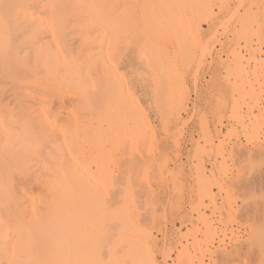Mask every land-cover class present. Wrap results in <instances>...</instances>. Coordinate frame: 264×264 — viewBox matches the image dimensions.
Wrapping results in <instances>:
<instances>
[{
  "label": "rangeland",
  "instance_id": "1",
  "mask_svg": "<svg viewBox=\"0 0 264 264\" xmlns=\"http://www.w3.org/2000/svg\"><path fill=\"white\" fill-rule=\"evenodd\" d=\"M41 1L44 3L46 0L45 1L40 0V2ZM62 1H61V4H62ZM72 1H70V2H72ZM108 1H110L111 3ZM112 1L113 0H100L98 2V0H97L96 4L97 5L99 4V6H97V7L99 8V12L102 10L101 11L102 14H104L106 16H108V15L110 16V14L113 13L112 18L109 16H108L109 18L108 17H106V18L108 20H111V21H112V19L115 18L114 21L115 20L116 21L115 22L112 21V23L114 22L116 27H118L120 25L118 23V21H120L119 19H121L123 21L122 24L124 26L123 28H121V30L124 29V32L121 30L116 31L118 28L116 29L115 25H113L109 21L111 23V25H113L114 27L111 28V25H110V28L108 26H106L109 28L107 30L108 35H105L106 32L104 34H102L103 33L102 28H106V27H102V26L100 27L101 29L100 28L98 29L99 26H97L95 28V31H94L95 33H92V32L89 33V37H91V38H89V37L88 38L93 39L95 37L96 32L101 31L100 32L101 34L98 32L97 33L98 35H96V36H98V42H96V44L98 43L97 45L95 43L91 45V44H88L87 42L86 43L80 42L81 38L79 40V37L80 36L82 37L83 34L85 35L88 32L85 28H83L84 31H80V29H78L79 28V22L81 20L80 21L78 20L79 22L77 21L78 22V27H77V22H76L77 18L76 17H78V16H76L77 14L74 12V10H76V8H75L76 6L73 4V6H74L73 8H75L74 10L73 9H67V8H65V9L67 11L70 10V13H67L68 15L72 14V12H73V14L75 13L74 16H76L75 17L76 19L74 18V20L72 21V17H73L72 16L73 14H72L70 17L71 18V20H70V18H68L69 16L67 17L66 13H65L66 16L61 15V17H59L61 19H63V18L65 19L67 17V19H68L67 21H70L71 26L69 25V27H68V25H67L66 27H68V28H65L64 26L67 23L69 24V22L65 23L66 22V19H65V22H63L65 25H63L61 23V21H63V20L58 19V20H61L59 22L62 24L63 27L61 26L62 28L60 30H63L62 33L65 34V35L63 34L65 37L62 35H59L60 40L59 39L57 40V41H61L59 43L62 47L59 45V48L61 47L60 49H62V52H63V48H64V50H67L66 52L64 51L66 56H67V52H69L68 50L70 48H72V49H70V51H71L70 54L72 56H70V54H68L67 58L74 56L72 59H75V55H77L76 59L79 56L83 57V58H80V60H79L80 63H82L83 67L86 66L87 63L89 64L90 62H92L90 64V65H92L90 73H86L87 70L85 71V69H87L88 67L83 68L80 64V66L83 69L81 67H79L77 69V70H79V74H78L79 76L82 75V72H83V71H81V74H80V69L84 70L83 73L84 74L86 73L85 75L90 74V76L88 75L90 78L92 77V73H93L94 79H95V77L98 78V80L95 79V81H99L98 83L100 84L102 77H100L101 80H99L100 79L99 76H104V75H102V73L98 74L97 66H100V64L99 65H97V64L99 63V61H101L102 65L106 62L108 66H114V67H109V68H111V71H109L110 69L107 70L108 66L106 65V63L104 64L103 67H102V65L100 66L102 69L104 67H107V68H104L105 71L103 69L102 72H108V73L110 72L111 73V72L115 71L112 68H116L117 71H115V72L119 73V78L114 77V76H116L117 73H112V75H113L112 79L114 80L115 83L112 82V83H114L112 85V84H109L110 81H108L109 82V83H107V84H109L108 86L117 85V83L119 82V79H122L120 77H124V81H122V82L127 81L125 84L127 86H125V88H121L122 89L121 90L118 86L119 84L120 85L122 84L121 80H120L117 87L115 86L114 88L113 87L108 88L109 94H107L106 97H103V94H105V93H101L102 94L101 95V97H102L101 101L103 102L104 100H102V99L105 98L106 102H108V101L112 102V103L110 102L111 105L113 103L119 105V103H120L121 107H123L122 109H124L125 111L122 109L120 110V108L118 106L119 111L116 110L115 113L119 114L120 112H122V115L119 114L121 116H113V117H116V119L118 118L119 120H121V118H123L122 116L124 115L123 112L126 113L127 111H129V112H131L132 115H130L127 112L125 117L123 118L124 119L123 121L129 120L128 125H133V122H136L135 120L138 121L139 120L138 118L141 119L142 117H144L143 120H146V121L148 120L147 122L145 121L146 125H149V127H152L155 130V131L151 130V132H150V129H152V128H148V126H147V130L145 129L144 131H146L147 133L149 132V134L152 133V131H154L156 133V134H154V136H152V134L154 132L151 134V136L149 134H146V135H149V137H145L144 136L145 134H143V138H142V136L140 138L138 136V139H141V138L142 139L138 140V141L136 140L138 142L137 148L140 146L139 141H141L142 143L145 142V144H141V146H142V147L140 146L141 148L135 149L134 147L136 146V144H134L135 141H134V138L132 135L135 136V134L137 135L138 132L137 133L133 132L135 134H131V137H132L131 140L132 141L130 142V139H129L130 133L128 134L129 137H127L126 134H123V135L121 134V131H119L120 129L117 130L118 127L121 128V130H123L122 129L123 127H120V126L122 124L124 125L125 122L121 121L122 123H119V121L117 120V122L119 124H121L118 126V123L114 122L115 118L113 120L109 121L108 118H112V115H110V113L107 112V110L109 108L108 109L105 108L104 111H106L107 114H104L105 113L104 112L102 115V118L104 115H107L106 119H105L107 121V123H104L101 121L102 125L104 124L103 125L104 127L100 126V128L103 127V128H101V129H103L102 131L106 132L108 129L107 128V125H108L109 133H108V131L106 133L105 132L100 133L101 129L99 130V127H98L99 121L96 122L94 119L101 118L98 116V115H100V113H102V112H99V110L100 109L102 110V108H104V106H106V107L108 106V105H106V102L101 103L100 97H99L100 94L98 96L99 97L98 100L100 101V102L98 101V104H101V105H98L100 107V108H98L99 114H97V112L92 113L93 115L96 114V115H94V116H96V118L93 116V118H94L93 119L92 115L88 113V116H90L92 118L93 123L89 117H86V118H89V120L92 123L90 126L93 127V124H94L93 129L98 130V134L100 133V135H101L100 136L101 141L98 140V142H100L101 144H95V142L93 143L94 137H93V139L89 138V140H91V141L93 140L92 143L94 144V147L96 148L95 150L93 149V144L90 141L88 142V138L83 139L86 142L80 141V144L81 143H83V144L87 143V146H88V144L91 143L92 150L90 147H88V150H86L87 149V148H85V147H87L86 145H85V147L84 146L82 147L84 151L85 150L87 151V155L85 154L86 152H84V155H85L84 159H85V161L87 160L90 162L91 157H93L94 154L98 155V158H95V159H98V162L100 163L98 165L101 166V168H100V166H98V171H99V173H103L102 175L106 178V179L104 178L106 181L105 184L107 183V185L105 186L106 189L103 186V184H101L102 186L100 184L98 185V186H100V196H101V192L102 193L105 192V195L107 194L106 196L102 194L103 196H101L102 197L101 201H103L104 199L106 201H103V202L98 201L99 206L104 205V204H107V206H108V204L109 205L110 204L115 205V202L119 203V205L116 203L118 206L115 205V209L117 211L114 209L115 215H116V213L118 215H116V216L114 215L113 217H114V219H115V217H118L119 219L121 218V220L115 219V221H114L113 218H109V220L111 221L109 228H111L112 227L111 225L117 221V223L115 224L116 228H115V225H113V229L112 228H111L112 230L110 229L111 232L115 233V232H117V230L120 231L118 228H121L122 226H124V225H122L123 222H125V224L126 223L129 224L127 226V228L129 226H132V228H134V229L137 226L141 228L143 225V227L140 230L142 231V229L145 228L146 231L150 232L149 234H151V235H150V237L148 235V237H149L148 239L146 238L148 232L147 233L145 232L146 234L143 232L144 235H142V232H140L141 234H138L139 230H137V228L135 229V230H137L136 231L137 234L134 233L135 232L134 229H132L134 232L131 229L130 230L132 231V234L134 233L133 235L136 236V238H139V239L141 238L140 241L138 240L139 243L142 242V244L145 245L144 243L148 242L147 243L148 245L146 244L145 247L150 246V248L151 247L153 248L154 254L156 253L155 255H156V259H157L158 264H259L260 262H263L262 260H264V248H263V250L260 251V249H262V247H260L261 245H258L257 241H258L259 237L257 238V236L262 231H264V225H263V223H264L263 222L264 221V219H263L264 218V0H196V1L194 0L193 4L190 3V0H182V1H185V3H186V5H184L185 3L183 2V5L185 6L184 8H182L183 5L180 2L181 0H178L177 2H180V3L179 4L177 3V4L181 5V6H178V8L179 7H181L182 9L186 8L187 11L185 10V13L187 14V17L189 16L187 18L188 21H187L186 17L182 16V22L184 24H186L188 22L187 25H183V26H181L182 22H181V24L179 22L180 18H181L180 15H182V14H180L182 12H179V11H183V10H181V8H179L180 10L177 12V14H178L177 15L176 10L174 8H172L176 2L171 3L172 6L167 5V4L164 6L162 4V6H161V3L164 2V0H161V1L160 0H157V1L151 0L149 2V6L145 8V7H143V5L144 6L148 5L147 0H131V1L130 0H128V1L122 0V2H121V0H114L113 2ZM169 1H171V0H168V2ZM42 2L39 5H41ZM67 2H69V1H67ZM70 2H69V4L72 5ZM84 2H85V0H84ZM93 2L95 3V1H93ZM124 2L129 3L128 4L129 7ZM151 2H152V4H151ZM153 2H155V4ZM56 3H57V1H56ZM65 3L66 2H64V4ZM87 3L88 4L90 3V5L92 4V6L94 4V3H91V1L90 2L87 1ZM45 4L47 5V3H45ZM64 4H62V5H64ZM109 4H110V7L107 9V6ZM177 4L175 5V7H177ZM206 4H209L208 6L213 10V11L211 10V12H210L212 14H210L208 12H204L205 10L203 11V9L201 8V6L206 5ZM46 5L44 6V8L46 7ZM62 5H61V7L57 6V8L62 9L63 7H65V6L62 7ZM66 5L68 6V3ZM112 5L115 6V8H114L115 11L113 10L114 6H112ZM122 5H123L124 9L122 7H120ZM152 5H154V6L156 5V6L153 8ZM47 6H49V4ZM126 6H127V8H126ZM189 6H190V8L196 6V8L194 7L196 9V11L192 12L194 8L192 10H190ZM162 7L166 8V9H169V7H171L170 9H172L174 11V13L176 14L173 16H175V18L177 16L178 19L176 18V20H173L172 18H174V17L166 15L167 14L166 10L163 9L164 10L163 11L162 9H159ZM38 8L41 11L42 8L40 6H38ZM44 8H43V10H45ZM57 8L56 9L54 8V9L57 11L58 10ZM89 8H93V7H89ZM94 8L89 10V11L92 12L94 10ZM121 8H122V10H121ZM141 8H144L145 10L143 11V10H141ZM96 9L97 8H95V10ZM153 9L155 11H157L158 14ZM188 9H189L190 13L188 12ZM71 10H73V11H71ZM95 10H94V12H95ZM112 10L115 13L111 12ZM40 11H38L39 14L41 13ZM58 11L61 12V10H58ZM119 11L123 14L122 15L119 14ZM150 11L152 12L151 14H150ZM161 11L166 12V14L164 13L165 16L162 15L163 12L160 13ZM45 12L48 14V12H50V7H48V9L46 7ZM63 13H64V10H63ZM63 13H60V14H63ZM141 13H142V15H141ZM183 13H184V11H183ZM43 14H44V12H42V16L44 18ZM54 14H59V13H54ZM143 14L144 15L146 14L145 16L147 18L149 16L150 17L147 19ZM186 14H184V16H186ZM206 14L208 16H206ZM40 15L38 17H40ZM49 15H51V14H48L47 16H49ZM56 16H58V15H56ZM63 16H65V17H63ZM210 16L212 18H210ZM117 17L118 18L120 17V18L117 19ZM158 17H159V22H154V20L158 21ZM152 18H154V19H152ZM183 18H184V20H183ZM39 19H41V18H39ZM50 19H51V16H50ZM81 19H84V18H81ZM144 19H145V21H144ZM149 19H151L150 25L148 22ZM161 19H163L164 22ZM190 19L194 20V21H189ZM45 20H46V18H45ZM40 21L42 22V20H40ZM74 21L76 22L75 25H74ZM160 21L162 23L161 25H160ZM170 21H171L170 25L173 27H176L177 32L179 31L180 34H181L180 30H184V29H181L182 27H187V29H188L187 32H189V33L186 32L187 34H191L192 36L194 34L193 37L189 35L190 37H192L191 40H189L190 38L187 36L188 43H186V41H185L186 45L188 44L187 46L185 45L184 42H181V43L179 42V41H181V39H180L178 33H177V35L174 33L175 28L172 27L173 28V31H172L170 26L168 27V22H170ZM175 21L177 23L172 24ZM189 22H190V24H193L191 27V31L188 28L190 26ZM40 23L38 21V27L39 28L41 26ZM98 23H99V21H98ZM101 23H102V21L100 22V24ZM107 23L103 22V24H107ZM197 23H199V27H198ZM39 24H40V26H39ZM43 24H44V22H43ZM72 24L74 26H76L78 29L77 30L75 27V30H77L78 32L80 31L79 34H78V32H76L74 30ZM80 24H82V22ZM145 24H148L149 26H146V27H149V28L146 29V27L144 26ZM107 25H109V24H107ZM153 26H155V27L157 26L158 28L156 27L157 28L156 29ZM180 26H181V28H180ZM196 26L198 27V29ZM43 27H45V25L42 26V28H40V29L42 30ZM82 27H83V24H82ZM150 27H151V30H150ZM193 27H195V28H193ZM45 28H44V30H46ZM47 28H48V25H47ZM63 28L65 30L67 29L66 30L67 34ZM71 28H73V30ZM199 28H200V30H199ZM97 29H98V31H96ZM196 29H197V31H196ZM69 30H71V31H69ZM38 31H39V29H38ZM68 31H69V33H68ZM148 31H150V32H148ZM159 31H161V32H159ZM192 31H193V34H192ZM43 32L44 31L42 30V33ZM46 32L47 31H45V34L44 33L42 34L40 31L39 32L40 34H38V36L41 34L42 35L40 37H38V40L40 38V41L42 40V43H44L42 45H46L44 47L45 48L47 47L49 49V47L51 46L50 45L51 43H48V42H50V41L53 42V39H55L56 35L53 38V36H52L54 33L53 30H51L50 32H47L49 34H51L53 32L52 35H49ZM74 32H75V34H71ZM85 32H87V33H85ZM112 32H114L113 36H112ZM117 32H118V34H117ZM68 34H69V36H68ZM99 34L102 36H100ZM110 34L112 36V38L110 37L112 40H107L108 44H109L108 45V44H106V42H107L106 39ZM183 34H181V35H183ZM47 35L49 37H47ZM84 35H83V37H84ZM104 35L106 36V39L102 38L103 40H101V37H104ZM43 36L45 37V40H43L44 39ZM87 36H88V34H87ZM87 36H86V38H87ZM184 36H183V38H186ZM41 37H43V39ZM51 38H53V39L51 40ZM70 38L73 41L72 40L70 41ZM76 38H77V41H76ZM61 39H64V40H61ZM150 39H152V40H150ZM68 40H69V42H68ZM45 41H47V43H45ZM178 42L180 44H178ZM39 43H41V42H39ZM71 43H73V44H71ZM55 44H57V43L56 42L53 43V47L55 46ZM69 44H71L70 47H69ZM83 44L84 45L87 44L86 45L87 47L83 46ZM48 45H49V47H48ZM94 45H95V47H94L95 49H93ZM116 45L118 46V48L116 47ZM41 46L37 47V51L38 52L40 51V53H38V56H37V58H39V59H37V60H38V62L40 59L44 60L46 67L49 68V71H46V72L48 73L51 71V75H50V73L46 74L48 77L50 76V78H48V81L51 79L52 75L55 76V78L57 80H55V82H52V81H54L52 79H55L52 77V79H51L52 81L50 80L51 82L50 81L46 82L47 76L44 75V76H46V79H45L44 77H42L43 74H38V78L40 77L39 75H42L39 78V80H41L42 82L40 81V83H38L37 91H38V94H39V92L42 93V95L39 94L42 97L40 98V96L37 95V98H38L37 104H36L37 118L39 119V122H42L43 126H44V124L47 126V127L46 126L44 127V129L46 128L44 131H46L47 128L49 127L48 130L50 129V132H51L53 130V126L56 127L59 125H61V126H59V127H61L60 129H62L63 128L62 124H64V128L67 129V133L69 132V130L71 133H74L73 127H76V126L74 124V120H72L73 116H71V115H73V111L70 108H73L72 103L75 105L77 104V101L79 100L78 96L77 95H75V97L73 96L75 94V92H74L75 89L70 88L71 86L69 85L68 87L70 89H73L72 91L74 93H73V95L70 94L69 92H72V91L69 88H68V91L66 90L67 94L69 93L68 101H66L68 103H66V102L61 103L56 97L54 99V96H55L54 91L57 92L58 89H60L61 87L63 88V86H64L63 82H65V81L60 80V83H62L61 85H59V83H57L58 79L60 78V76H62L63 72L60 71L61 75L60 74L56 75L57 73L55 74L52 72L53 68H55V67L51 68L50 65H47L46 59H48V58L44 59L46 56L48 57L49 52H46L48 49L43 50L44 52H46L45 54H47V55L44 56V58L42 59L41 53L43 51L40 50V49H42ZM57 46H58V44H57ZM66 47H67V49H66ZM88 47H91V49ZM57 48L54 47L53 49H55V51H57L56 50ZM87 48L90 51H88ZM106 48H108V49H106ZM51 49H52V47H51ZM96 49L98 50V52H95ZM253 50H254V52H253ZM51 51H52L51 53L55 52V51L53 52V50H51ZM73 51H74V53H73ZM149 51H151V52H149ZM58 52H59V50H58ZM58 52H55V54L57 53L56 55H59L60 53H58ZM62 52H61V54H62ZM64 52H63V56H64ZM79 52L81 53V55H79ZM93 52H94V54H92ZM106 52H108V54H109L108 56L111 58V61H109V62H112V60H113L115 62V63L113 62V64H115V65H113L112 63H108V61H106V57H105L107 55ZM83 53H84V55H83ZM101 53L103 55H100ZM116 53L118 56L116 55ZM87 54H88V56H87ZM91 54H92V56H95V55L96 56L91 57ZM43 55H44V53L42 54V56ZM89 55H90V57H89ZM50 56L52 57V58L49 57L52 60V62L55 61L59 67H63L64 65H66V62L65 61L62 62L63 61L62 59L58 58L59 61H57V59L53 60L54 57L52 56V54ZM158 56H160V57H158ZM252 56H256V57L253 58ZM61 58H63V57H61ZM110 58H108V59H110ZM50 59H48V61ZM69 59H71V58H68V60ZM84 59H86L87 62ZM91 59H93V60L88 62ZM158 59H159V61L162 60V61H160V64L157 63ZM239 59L240 60L242 59L243 61H240ZM254 59H255V61H254ZM68 60H67V62H68ZM247 60H249V61H247ZM60 61H61V64L59 63ZM126 61H130V62L134 63V65H137V66L141 67L142 69H146L151 74V77H150V74L146 75V76H147V78L149 77L152 79V81H153L152 85L150 87H147V89L143 88V87L140 88V90L146 89V91H144V93H137L136 89L130 84V80L128 79L126 74L122 71L124 62H126ZM239 61L241 63L243 62L242 63L244 65L243 67L246 68L247 72L244 70L243 71L248 75H243L242 74L243 71H240L243 68L240 69L241 64H239ZM44 62H42L43 67L45 66ZM102 62H104V63H102ZM158 64H159V66H161V65L163 66V70H165V68H166V69H170L169 71L172 70V68H170V67L176 66V69L173 70V73L175 71H178V73H179V74H177V76H174L173 74H171L172 72H170L171 78H169L170 76L166 78V80L169 79L168 82L165 81V78H164L165 82L163 83V85L167 82L168 88H166V86H165L166 84L163 86L164 87L163 89H161L162 86L159 87L160 92L162 90L161 93L163 96L161 95V93L160 94L158 93V91H159L158 85H160L159 84L160 78H163V77H158V74H160L159 71H156L159 69ZM36 65H38V64H36ZM152 65H154V66H152ZM54 66H55V64H54ZM58 66L55 68L56 70L59 68ZM236 66H238L237 70L235 69ZM37 67L39 68V66H37ZM46 67H44V68H46ZM156 67H158V69ZM48 68L46 70H48ZM95 68H96V71H94ZM254 69H255V71L257 70L256 73L259 77V78H257L258 81H260L259 83H257L258 82L257 79H254L255 77H257V76H255L256 73L253 71ZM234 70L235 71L239 70V74H238V72L235 73ZM39 71L41 73L44 71V70H42L41 65H40ZM65 72H64V74H66ZM44 73H45V71H44ZM95 73L97 75H94ZM176 73L177 72H175L174 74H176ZM234 73L236 74L237 77L234 75ZM139 74H142V72H139ZM71 75H73V73ZM163 75H165V74H163ZM88 76H86V77L89 80ZM172 76H174V77H172ZM207 76H209V80L206 79ZM62 77L66 78V75L62 76ZM83 77H85V76H83ZM175 77H177V78H175ZM71 78H73V77H71ZM104 78H107V76ZM109 79L111 80V78H109ZM117 79H118V81H117ZM155 79L157 82L155 81ZM247 80L250 81L249 83L251 84V88H253L252 91H251V88H249L250 85H249ZM44 81H45V83H44ZM84 81H85L84 86H85V90H86V86H88V81L85 79H84ZM89 81H92V80H89ZM177 81H178V83H177ZM70 82H72V79L69 78V82L67 79V81L65 83L70 84ZM94 82H91L92 85L94 84ZM169 82H171V84ZM46 83H48V85H47V87H44L46 85ZM55 83L58 85H56ZM96 83H95V85L97 87H100V86L102 87L103 85L106 84V83L104 84L103 82H101L100 86H98L99 84L98 83L96 84ZM102 83H103V85H102ZM172 83H174L175 86ZM41 84H43V85H41ZM51 84H52V86H51ZM161 84H162V82H161ZM171 85H172V88H171ZM57 86L58 87L61 86V87L58 88ZM105 86H103V87H105ZM50 87L51 88L54 87V89L52 88V90H53L52 92H54V94L53 93L51 94V88ZM97 87H96V89H97ZM45 88H47V89L49 88L50 91H49V89L47 90ZM117 88H119L122 91V93L119 94V97L121 96V98L114 100L113 97H115V95H111L112 97L110 98V94H111V92L114 91V89H117ZM119 89H117L118 93L121 92V91H119ZM124 90H126V92ZM156 90H158L157 94H156ZM46 91L48 94H45V95H48L49 96L48 98L44 95V93ZM170 91H172V92H170ZM85 92L87 94V91H85ZM127 92L130 94H128ZM98 93H99V91H98ZM118 93H116V94H118ZM145 94H146L147 98H149V99L155 97L154 98L155 100L152 99V100H154L155 104L153 103L150 106L152 111L151 112L147 111V113H146V108L143 107V105L141 103V99ZM43 95L45 96L46 100L48 99L47 102L48 101H50V103L53 102V105L50 106L51 107L50 109H47L46 104H44L45 107H44V105L42 107L40 106L41 109H43V107H44V109L46 108L47 110H49V111L45 110V112H44L45 116L42 115L44 109H43V111H41V109L39 110V105H42L40 103H42L43 102L42 100L45 99ZM50 95H52L53 98H51ZM164 95H166V96H164ZM158 96H159V98H158L159 100L156 98ZM135 97L138 100L137 103L135 102L136 100L134 101V99H136ZM160 97L164 98V99L162 98V100H165L163 103H166V104L159 103L161 100ZM170 97L172 98V100ZM204 98H205V100H203ZM56 99H57V101H56ZM239 99H240V101H239ZM51 100H53V101H51ZM54 100H55V102H57V104L54 103ZM120 100H122V101H120ZM130 100H132L137 105L139 103L142 108L137 109L136 105L135 106L133 105L134 107L133 106L130 107L129 102H132ZM156 100H157V102H156ZM167 100H168V102H167ZM180 100H182V102H180ZM39 101H42V102L38 103ZM117 102H119V103H117ZM170 102H171V104H170ZM179 102H180V105H182V107L179 106ZM70 103H71V105L69 107ZM110 103H108V104L110 105ZM157 103H158V106H157ZM115 104H113V106L115 108H117L115 106ZM160 104L165 106L166 111L164 110V112H162V110L164 108ZM48 105H50V104H48ZM75 105H74V108L76 107ZM140 105H138V106H140ZM58 106L62 110L58 109L59 108ZM160 106H162V107H160ZM169 106H170V109H169ZM233 106L237 107L238 109H236L234 111ZM63 107L66 110L68 109L67 112L68 111L69 112L68 113L65 112V110H63ZM108 107H110V106H108ZM114 107H112L111 109H115ZM240 107H242V108L240 109ZM126 108H127V110H126ZM144 108H145V111H144ZM160 108H162V109H160ZM55 109L58 111H56ZM135 109L137 112V115L135 113V115L137 116L136 117L137 119L135 118V116L131 117V116H133L134 113H132V112L133 111L135 112ZM179 109H180V112L177 111ZM75 110H76V108H75ZM81 110L82 109H79V115L81 114ZM140 110H141V112L143 111L147 114L148 119H146V117L143 113L142 114L144 116L142 114H140ZM167 110H169V111H167ZM50 111H51V114H50ZM70 111H72V112H70ZM82 111L84 113L85 112L87 113V111H84V110H82ZM237 111H238V113H240V114H238L240 116V120L242 121V123L246 127L241 123L240 120L237 121V119L239 117L237 119H236V116H234L235 118L233 117V113L235 112V114H236ZM64 112L67 113L68 115L65 114ZM77 112H78V110H77ZM77 112L76 113L74 112L75 117H77L76 115H78ZM112 113H113V111H112ZM115 113H114V115H115ZM150 113H151V115H150ZM171 113H172V115H171ZM178 113L181 115H179ZM59 114H61V115H59ZM46 115H49L48 118L52 117V118H55V120H57V121L54 120L55 121L54 125L50 124L51 123L50 121H52V120H49L48 118H46L47 117ZM84 115H83V117H84ZM80 116H79V118H81ZM161 116H162V119H161ZM149 117H150V120H149ZM44 118H46V121H43ZM130 118H131V120H133L132 118H134V121H132V123L130 121ZM243 119H244V122H243ZM81 120H83V119H81ZM85 120L87 121V119H85ZM143 120H141V121H143ZM61 121H63L62 124H61ZM94 121H95V123H94ZM141 121H139V122H141ZM149 121L151 122V126H150ZM110 122H111V124H110ZM145 122H141L139 124L141 125L144 123V125H145ZM70 123L72 125H74L72 127L73 129H71V126L69 127V125H71ZM87 123H89V121H87L86 124ZM97 123H98V125H97ZM42 124L40 123L41 126H42ZM112 124H114V125L116 124V126H117L116 130L118 133H116L115 127L114 128L110 127V125H112ZM40 125H38V126H40ZM114 125H112V126H114ZM126 125L127 124H125L124 126L127 129L129 126L127 127ZM38 126H37V128H38ZM41 126H40V128H41ZM87 126H89V124ZM95 127H97V128H95ZM140 127H138V128H140ZM58 128H55L54 130H57ZM104 128H106V130ZM129 128H132V127H129ZM110 129H112V130H110ZM126 129H125V132H123V133H126V131L130 130V129L129 130L128 129L126 130ZM38 130L39 129H37V131ZM54 130H53L54 133L51 134L53 137L56 136L55 133L57 134V132ZM42 131H43V128H42ZM42 131L40 129V131H38V132L41 136H45V134L43 135L41 133ZM110 131H111V133H110ZM112 131L117 134V136H118L117 139H115L116 137H114L115 135L112 133ZM48 132L49 131H47L46 133H48ZM43 133H45V132H43ZM77 133H76L75 137H77V139H78L82 135L79 136V134H77ZM49 134H48L47 139L53 138L51 135H50L51 137H49ZM111 134H112V136H111ZM109 135H110V140H109ZM46 136H47V134H46ZM57 136H56V138L59 137V136L58 137ZM119 136H120V140H119ZM124 136H126L127 139ZM100 137H98V138H100ZM153 137H154V139H152ZM56 138H54V139L57 141V143L54 142L53 144L56 145L60 142L59 143L60 145H58V146L59 147L64 146L63 140L61 142L60 139L58 141ZM82 138L83 137H81V140H82ZM148 138L149 139L151 138V139L149 140ZM50 139L48 142H49V144H51L50 146L52 147L53 145H52V142L50 143ZM129 142L132 143L133 145H131ZM83 144H81V145H83ZM91 145H89V146H91ZM96 145L98 146V148ZM130 145L133 147L131 148ZM63 148H60V149H63ZM89 148L91 150V153L93 154V156H91V157L88 155L90 152ZM93 150L97 151V152L93 153L92 152ZM54 151H56V150H54ZM54 151H53L54 157H56V156L59 157V154L55 153ZM60 152H62V150ZM99 152H100V154H97ZM63 153L65 154L67 152L63 151ZM91 153H90V155H92ZM66 155L68 156V154H65V156L64 155L63 156L67 157ZM61 156L62 155H60V157ZM58 157H56V158H58ZM88 157H90V158H88ZM94 157L92 158V160L94 159ZM106 157H107V159H106ZM56 158H55V160H56ZM81 158L82 157H80L78 159L82 161ZM61 159H64V158H61ZM65 159H64L65 161L64 160L63 161L68 166L72 163L71 161H73V159L69 160L68 157ZM95 159H94V162L96 161ZM130 160H131V163H130ZM87 161H86V163H87ZM105 162L108 163L109 165L106 164ZM101 164H103L104 166L107 165L106 167H108L110 173L108 172L107 168H105ZM100 170H102L103 172H101ZM99 173H98V175H100ZM107 174H108V176H107ZM103 176L102 177L100 176L101 180H102ZM202 178L204 181L202 180ZM107 181L109 182V184L111 186L108 185ZM102 182L104 183V181H102ZM101 187H103V188H101ZM107 187L108 188L110 187L109 190ZM203 187L204 188L207 187L206 191L209 188H211V189H209V191L206 192L203 189ZM210 190L214 193V195L213 196L208 195L207 197H205L204 191L206 193H209ZM126 192H128V193L126 194ZM212 192H211V194H212ZM98 196H99V193H98ZM132 196H133V198H132ZM130 198H131V200L133 199L134 202L131 201ZM112 199L114 201V202L111 201L112 203L107 201V200H112ZM98 200H100V199H98ZM128 200H130L131 202H129ZM202 200H204V201H202ZM122 201L127 202L125 205L128 204L129 207H127L128 206L127 205V206H122V208H121L120 204L122 203ZM141 201H142V203H141ZM131 203L132 204L134 203L133 206ZM137 204H138V206H137ZM121 205H123V204H121ZM134 205H136L137 207L135 208ZM125 207H126V209L130 208L131 210L130 209L126 210ZM144 207H146V208H144ZM104 208H105V206H104ZM107 208H105V209H107ZM105 209H103V210H105ZM125 210L127 212L129 210V212H128L129 214ZM122 218H124V219H122ZM129 218L131 219L132 223L135 224L134 226H133V224L129 223V222H131ZM109 220H106L107 222L104 220L105 222L103 223L102 228H105L104 224L106 225ZM112 220H113V223H112ZM118 220L120 221V223ZM110 221H109V223H110ZM120 225H121V227H120ZM105 229H102V232H104V233L106 232V234L109 233V230L107 229L108 230V232H107ZM114 229H116V230L114 231ZM106 234H103V235H105L104 238H106ZM100 235H102V233ZM139 235H141V236H139ZM100 238H101L100 240L103 239V237H100ZM252 239H253V241H252ZM103 240L100 241V243H99V245L100 244L103 245V246H99L100 248L102 247V249L105 247L104 244H106V241H103ZM139 245H141V244H139ZM254 248H256L257 250ZM146 249H148V248H146ZM105 250H107L106 247H105L104 251ZM262 253H263V257H261ZM223 257L225 260L223 259ZM226 258L229 261L226 260ZM260 264H264V262L260 263Z\"/></svg>",
  "mask_w": 264,
  "mask_h": 264
},
{
  "label": "bare ground",
  "instance_id": "2",
  "mask_svg": "<svg viewBox=\"0 0 264 264\" xmlns=\"http://www.w3.org/2000/svg\"><path fill=\"white\" fill-rule=\"evenodd\" d=\"M43 1H45V0H43ZM56 1H57V3H56ZM62 1V0H61ZM61 1L60 0H46L44 3L42 2V6L41 5H39L41 2H40V0L38 1V0H0V264H158L157 263V259H156V253L154 254V252H153V248L151 247L150 248V246H146L145 247V245L148 243H144L145 245H143L142 244V242H140L139 243V241H140V239L139 238H136V236H134L133 234L134 233H136V231L137 230H139V232H138V234H141L140 232H142V235H144L143 234V232L145 233H147L148 231H146V229L145 228H143L142 229V231L140 230L142 227H143V225H142V227L140 228V227H135V229L137 228V230H135L134 228H132V226H129L128 228H127V226L129 225V224H125V222H123V224L122 225H124V226H122L121 227V225H120V227L121 228H118L120 231H118L117 230V232H111V230L113 229V225H115L116 223H117V221L115 222V223H113V220L115 221V219H119L118 217H115V219H114V215H115V205H119V203H117V202H115V205L114 204H108V206H107V204H104V205H100L99 206V203H98V201L99 202H103V201H106L105 199L103 200V201H101L102 200V197L101 196H103V195H105V192H101V196H100V186H98L99 184L101 185V184H103V186L105 187L106 185H107V183L105 184V177L102 175L103 173H99V171H98V166H100V165H98V164H100L99 162H98V159H95V158H98V155H96V154H94V156H93V154L91 153V150H92V145H91V143H92V141L91 140H89V138H92L93 139V137H94V141H93V143L95 142V144H101L100 142H98V140L99 141H101V135H100V133L101 132H103L102 130L103 129H101V128H103L104 126V124L102 125V122H104V123H107V121L105 120L106 119V116L107 115H104L103 116V118H102V115H103V113L104 114H107V112L108 113H110V115H112V118H108L109 119V121L110 120H113L114 118V122H116V123H118L117 122V120L119 121V123H122V122H125L124 123V125L125 124H127L126 126L128 127H132V128H127L129 131H126V133H123V132H125V126L122 124H119L118 123V126L119 125H121L120 127H123L122 129L124 130H121V128H117V130H119V131H121V134L123 135V134H126V136L127 137H129V135H130V142L132 141L131 139H132V137H131V134H135V133H133V132H138L137 133V135L135 134V136L134 135H132L133 136V138H134V144H136V146L134 147L135 149H138V148H141L142 146H141V144H145V142L144 143H142L141 141H139L140 143H139V145L141 146H139L138 148H137V144H138V140H141L142 138H143V134H145L144 136L145 137H149V135L151 136V134L155 131L152 127H149V125H146V122L148 121H146V120H143L144 119V117H142L141 119L140 118H138L139 120L137 121V120H135L136 122H133V125H128V121L129 120H126V121H123L124 119V117H125V115H126V113L128 112L130 115H132L131 114V112H129V111H127L126 113L125 112H123L124 113V115L122 116L123 118H121V120H119L118 118L116 119V117H113V116H121L122 115V112H120L119 114H121V115H119L118 113H115L116 112V110H118L119 108H120V110L123 108V107H121V105H120V101H122V100H120L119 102H117V103H119V105H117V104H115V103H113V104H115V106L117 107V108H115L114 106H113V104L111 105V103L108 101V102H106L105 101V98L104 99H102V100H104L103 102H106V105H108V106H110V107H106V106H104V108H102V110L100 109L99 110V112H102V113H100V115H98L99 117H101V118H99V119H97L96 118V116H94V115H96V114H92V113H94V112H97V114H99L98 113V108H100L98 105H101V104H98V99H99V97H100V101H101V93H105V94H103V97H106V95L107 94H109V87L111 88V87H117V85H118V83L120 82V80H121V85L119 84L118 86H119V88L121 89V88H125V86H127V85H125L126 84V82L127 81H125V82H122V81H124V77H120V78H122V79H119V82L117 83V85H115V86H112L115 82H114V80L112 79V73H117L116 74V76H114V77H117V78H119V73L118 72H115V71H117L116 70V68H112V69H114L115 71H113V72H102L103 71V69L104 68H107V67H104L103 69L100 67L102 64H101V61H99V63L97 64V65H99L100 64V66H97V71H98V74L99 73H102V75H104V76H99V78L100 77H102V80H101V78L99 79V80H101V82H103L105 85H103V83H102V85L103 86H105V87H101L100 86V84H101V82H100V84L98 83L99 81H95V79H97L98 80V78H96L95 77V79H94V77H93V73H92V79L89 77L90 76V74H87V75H85L86 73H90L91 71V66L92 65H90L92 62H90V61H92L93 59H91V60H89L88 62H90L89 64L87 63V65L86 66H82V63H80V58H83V57H78L77 59H76V56L77 55H75V59H72L73 57H68V58H71V59H69L68 60V58H67V56H68V54H70V49H72V48H70L68 51L69 52H67V56H66V54H65V52L67 51V50H64V48H63V52H64V56L66 57H64L63 56V52H62V49H60L62 46L60 45V43L59 42H61V41H57L59 38H60V36L59 35H62V36H64L65 34L64 33H62V31L63 30H60L63 26H62V24L63 25H65L63 22H65V19H66V22L65 23H67V22H69V24L67 23L64 27L65 28H68L69 27V25H70V21H67L68 19H67V17L68 18H70L71 17V15L73 14V12H72V14H67V13H70V10H66L65 8H67V9H75L76 8V10H74V12L77 14L76 16H78V17H76V16H74L75 15V13L72 15L73 17H72V21L74 20V18L76 17L77 18V20H76V22L79 20H81L80 22H79V28L78 29H80V31H84V29L83 28H85L86 30H87V32H85V33H87L88 34V36H87V34H85L86 36H87V38H86V36L84 35V37H83V35H82V37L80 36L79 37V40H80V38H81V41L80 42H83V43H88V44H96V42H98V36H96V35H98L97 33L99 32L98 31V29L102 26V27H106V26H108L109 28H110V25H111V23H112V21H114V19H112V21L111 20H108L106 17H108V16H106V15H104V14H102V10L99 12V8L97 7V6H99V4L97 5L96 4V2H97V0H93V1H95V3L92 1V0H85V2H84V0H67V1H72V2H70L72 5H70L69 4V2H67L66 0L64 1H62V4H64V2H66L64 5H62L61 4ZM87 1H91V3H94L93 4V6H92V4L90 5V3L88 4L87 3ZM100 0H98V2H99ZM114 1V0H113ZM112 1V2H113ZM128 1V0H127ZM131 1V0H130ZM151 0H147V3H148V5H143V7H148L149 6V2H150ZM157 1V0H156ZM155 1V2H156ZM161 1V0H160ZM159 1V2H160ZM178 0H171V1H169L168 2V0H164V2H162L161 3V6H162V4H163V6L164 5H170V6H172V4L171 3H174V2H176L174 5H173V7L172 8H174L175 10H176V14H177V12L180 10L179 8H181V7H179L178 8V6H181V5H178L180 2H181V4L183 5V2L185 3V1H180V2H177ZM194 0H190V3L191 4H193L194 2H193ZM196 1V0H195ZM60 2V3H59ZM74 2V3H73ZM108 2H110V1H108ZM121 2H122V0H121ZM155 2H153L154 4H155ZM224 2V1H223ZM226 2V1H225ZM45 3H47V5L49 4V6H47ZM68 3V6L66 5ZM86 3V4H85ZM111 3V2H110ZM118 3V2H117ZM125 3V2H124ZM131 3V2H130ZM138 3V2H137ZM140 3V2H139ZM170 3V4H169ZM178 3V4H177ZM46 5V7H47V9H48V7H50V12H48V14H51V15H49V16H47L48 14L45 12V10H46V7L44 8V6ZM73 4L76 6L75 8H73L74 6H73ZM123 4V3H122ZM125 4H127V6L129 7V3H125ZM151 4H152V2H151ZM177 4V7H175V5ZM188 4V3H187ZM60 5V6H59ZM61 5H62V7L63 6H65V7H63L62 9H59V8H57V6L58 7H61ZM70 5V6H69ZM90 5V6H89ZM104 5V4H103ZM142 5V4H141ZM160 5V4H159ZM184 5H186V3L184 4ZM183 5V7L182 8H184L185 6ZM209 4H206V5H203V6H201V8L203 9V11L204 12H208V13H210L211 12V8L208 6ZM38 6H40L41 8V11L39 10V8H38ZM67 6V7H66ZM87 6V7H86ZM95 7V8H97L96 10H95V8H94V10H95V12H94V10L91 12V11H89V10H91V9H93V8H89V7ZM107 6V5H106ZM105 6V7H106ZM112 6H114V5H112ZM127 6H126V8H127ZM135 6V5H134ZM151 6V5H150ZM156 6V5H155ZM154 5H152V7L154 8L155 7ZM188 6V5H187ZM110 7V4L107 6V9ZM120 7H122L123 8V5L122 6H120ZM159 7V6H158ZM195 8H196V6H194ZM194 7H192V8H190V6H189V8H190V10H192ZM209 9H208V8ZM43 8L45 9V10H43ZM57 8L58 10H61V12L60 11H56L55 9ZM87 8V9H86ZM114 8H115V6L113 7V10H114ZM122 8H121V10H122ZM157 8V7H156ZM171 7H169V9H166V8H159V9H164V10H166V12H167V14H166V12H163V11H161L160 13H162V15L163 16H165V14L166 15H168V16H172V17H174V18H172L173 20H176V18H177V16H176V18H175V16H173V15H176L175 13H174V11L172 10V9H170ZM181 8V10H183L184 11V13H183V11H179V12H182V13H180V14H182V15H180L181 16V18H180V24H181V22H182V16L183 17H186V19L189 17H187V14L185 13V10H186V8L185 9H182ZM193 9V11L192 12H194V11H196V9ZM205 8V9H204ZM38 9V10H37ZM124 9V8H123ZM150 9V8H149ZM158 9V10H159ZM43 10V11H42ZM63 10H64V13H63ZM73 10H71V11H73ZM106 10V9H105ZM111 11V12H114V11ZM141 10H145L144 8H141ZM147 10V9H146ZM154 10V9H153ZM157 10V9H156ZM170 10V11H169ZM38 11H40L41 13V15L39 14V12ZM49 11V10H48ZM67 11V12H66ZM78 11V12H77ZM98 11V12H97ZM149 11V10H148ZM155 11V10H154ZM187 11V10H186ZM213 11V10H212ZM42 12H44V18H43V16H42ZM110 12V11H109ZM146 12V11H145ZM155 12H157V11H155ZM188 12L190 13V11H189V9H188ZM54 13H59V14H54ZM60 13H63V14H60ZM65 13H66V15H67V17L64 19H61V18H59V17H61V15H65ZM115 13V12H114ZM134 13V12H133ZM152 12L150 11V14H151ZM165 13V14H164ZM169 13V14H168ZM172 13V14H171ZM40 15V17H38L39 15ZM113 14V13H112ZM112 14H110V16L109 17H111L112 18ZM119 14H123V13H121L120 11H119ZM157 14H158V12H157ZM171 14V15H170ZM184 14H186V16H184ZM210 14H212V13H210ZM56 15H58V16H56ZM65 15V16H66ZM141 15H142V13H141ZM144 15V14H143ZM146 15V14H145ZM144 15V16H145ZM149 15V14H148ZM147 15V16H148ZM160 15V14H159ZM178 15V14H177ZM189 15V14H188ZM192 15V14H191ZM46 16V17H45ZM50 16H51V19H50ZM65 16H63V17H65ZM114 16V15H113ZM132 16V15H131ZM134 16V15H133ZM153 16V15H152ZM151 16V17H152ZM158 16V15H157ZM206 16H208L207 14H206ZM108 17V18H109ZM116 17V16H115ZM146 17V16H145ZM150 17V16H149ZM148 17V18H149ZM160 17V16H159ZM159 17H158V21L156 20H154V22H159ZM39 18H41V19H39ZM45 18H46V20H45ZM75 18V19H76ZM81 18H84V19H81ZM104 18V19H103ZM110 18V19H111ZM120 18V17H119ZM118 17H117V19H119ZM147 18V17H146ZM147 18V19H148ZM161 18V17H160ZM163 18V17H162ZM191 18V17H190ZM208 18V17H207ZM210 18H212L211 16H210ZM49 19V20H48ZM58 19H61V20H63V21H61V20H58ZM130 19V18H129ZM143 19V18H142ZM152 19H154V18H152ZM156 19V18H155ZM164 19V18H163ZM163 19H161V20H163ZM178 19V18H177ZM40 20H42V22L40 21ZM70 20H71V18H70ZM104 20V21H103ZM120 21H118V23L120 24H118L119 26L118 27H116V25H115V21L112 23L113 25H115V27H116V31H118V30H121V28H123L124 26H123V21L121 20V19H119ZM124 20V19H123ZM150 20V21H149ZM148 20V22H149V25L151 24L150 22H151V19H149ZM165 20V19H164ZM164 20H163V22H164ZM168 20V19H167ZM183 20H184V18H183ZM209 20V19H208ZM211 20V19H210ZM38 21H39V23L41 24V26H40V24H39V26H40V28H42V26H44L45 25V27H43V33L45 34V31H47V32H50L51 30H53V35H52V33L51 34H49V33H47V34H49V35H52L53 36V38L55 37V35H56V37H55V39H53V38H51V40L53 39V42H48V43H51L50 45V47H49V45H48V47H49V49L46 47H44V46H46V45H42V44H44V43H42V40L40 41V38H39V40H38V37H40L43 33H42V30L38 27ZM49 21V22H48ZM59 21H61V23L59 22ZM71 21V22H72ZM98 21H99V23H98ZM102 21V23L100 24V22ZM111 23H110V22ZM122 21V22H121ZM126 21V20H125ZM144 21H145V19H144ZM187 21H188V19H187ZM186 21V22H187ZM189 21H194V20H189ZM43 22H44V24H43ZM47 22V23H46ZM76 22L74 21V25L76 24ZM78 22H77V27H78ZM82 22V24H83V27H82V24H80ZM103 22H108L107 24H109V25H107V24H103ZM121 22V23H120ZM134 22V21H133ZM132 22V23H133ZM153 22V21H152ZM51 23V24H50ZM73 23V22H72ZM117 23V22H116ZM128 23V22H127ZM147 23V22H146ZM170 23H171V21L170 22H168V27L170 26V28L172 29V31H173V28H175L174 29V33L177 35V33H178V35H179V37H180V39H181V41H179L180 43L181 42H184L185 43V41H186V43H188V40H187V36L190 38H188L189 40H191V38L194 36V34H193V31H192V34H193V36L191 35V34H187V33H189V32H187V27H182L181 28V26H183V25H187V23L186 24H184L183 22H182V25L180 26V28L181 29H184V30H180L181 31V34H183V35H181L180 33H179V31L177 32V30H176V27H173V26H171L170 25ZM174 23H177L176 21L175 22H173L172 24H174ZM51 26H50V25ZM99 24V25H98ZM162 23H161V21H160V25H161ZM164 24V23H163ZM198 24V27H199V23H197ZM196 24V25H197ZM47 25H48V28H47ZM68 25V27H66ZM73 25V24H72ZM73 25V28H74V30H75V27L76 26H74ZM105 25V26H104ZM113 25H111V28L112 27H114ZM148 24H145L144 26L146 27V26H149ZM159 25V26H160ZM165 25V24H164ZM189 30L191 31V27H192V25L193 24H190V22H189ZM51 28H50V27ZM62 26V27H61ZM71 26V25H70ZM97 26H99L98 27V29L96 30V31H98V32H96V34H95V37L93 38V39H89V38H91V37H89V33L90 32H92V33H95L94 31H95V28L97 27ZM121 26V27H120ZM195 26V25H194ZM77 27H76V29H77ZM108 27H106V28H102L103 29V33L102 34H104L105 32V35H108L107 34V30L109 29ZM153 27H155V26H153ZM157 27V26H156ZM155 27V28H156ZM162 27V26H161ZM160 27V28H161ZM164 27V26H163ZM173 27V28H172ZM197 27V26H196ZM198 27H197V29H198ZM44 28L46 29V30H44ZM73 28H71L72 30H73ZM147 28H149V27H146V29ZM158 28V27H157ZM156 28V29H157ZM193 28H195V27H193ZM38 29H39V31H38ZM48 29V30H47ZM64 29V28H63ZM77 29V30H78ZM101 29V28H100ZM197 29H196V31H197ZM65 30V29H64ZM67 30V29H66ZM66 30H65V32H66ZM77 30H75L76 32H78ZM145 30V29H144ZM150 30H151V27H150ZM194 30V29H193ZM199 30H200V28H199ZM41 31V35H39L38 36V34H40L39 32ZM69 31H71V30H69ZM69 31H68V33H69ZM80 31L78 32V34L80 33ZM114 31V30H113ZM121 31H123L124 32V29H122ZM158 31V30H157ZM171 31V32H172ZM195 31V32H196ZM73 32V31H72ZM101 32V31H100ZM99 32V33H100ZM122 32V33H123ZM127 32V31H126ZM146 32V31H145ZM148 32H150V31H148ZM154 32V31H153ZM159 32H161V31H159ZM183 32V33H182ZM187 32V33H186ZM194 32V33H195ZM61 33V34H60ZM113 33L114 32H112V36H113ZM200 33V32H199ZM64 34V35H63ZM66 34H67V32H66ZM71 34H75V32L74 33H71ZM70 34V35H71ZM101 34V33H100ZM99 34V35H100ZM117 34H118V32H117ZM158 34V33H157ZM161 34V33H160ZM174 34V35H175ZM186 34V35H185ZM92 35V34H91ZM90 35V36H91ZM104 35V37H101V40H103V39H106V36ZM164 35V34H163ZM175 35V36H176ZM185 35V36H184ZM192 36V37H190V36ZM196 35V34H195ZM61 36V37H62ZM68 36H69V34H68ZM100 36H102V35H100ZM112 36H111V34L107 37V39H106V41L107 40H112L111 38H112ZM155 36V35H154ZM169 36V35H168ZM183 36L184 37H186V38H183ZM44 37V36H43ZM43 37H41L42 39H43ZM47 37H49L48 35H47ZM58 37V38H57ZM65 37V36H64ZM89 37V38H88ZM93 37V36H92ZM111 37V38H110ZM159 37V36H158ZM196 37V36H195ZM63 38V37H62ZM68 38V37H67ZM103 38V39H102ZM170 38V37H169ZM176 38V37H175ZM179 39V40H180ZM183 39V40H182ZM185 39V40H184ZM43 40H45V37H44V39ZM60 40V39H59ZM61 40H64V39H61ZM72 39L70 38V41H71ZM115 40V39H114ZM150 40H152V39H150ZM73 41V40H72ZM76 41H77V38H76ZM176 41V40H175ZM39 42H41V43H39ZM57 43L58 44V46H57V44H55V46L54 47H58L56 50L57 51H55V49H53L54 47H53V43ZM68 42H69V40H68ZM152 42V41H151ZM150 42V43H151ZM178 42V44H180ZM45 43H47V41H45ZM146 43V42H145ZM149 43V42H148ZM158 43V42H157ZM186 43H185V45H186ZM40 44V45H39ZM71 44H73V43H71ZM71 44H69V47L71 46ZM98 44V43H97ZM96 44V45H97ZM106 44H108V41L106 42ZM42 45V46H41ZM59 45L61 46L60 48H59ZM75 45V44H74ZM87 44H83V46H86ZM109 45V44H108ZM118 45V44H117ZM116 45V47L118 48V46ZM146 45V44H145ZM156 45V44H155ZM188 45V44H187ZM186 45V46H187ZM40 47L41 46V48L42 49H40V50H44V49H48L46 52H49L48 53V57L46 56L47 54H45L46 52H42L41 53V58L43 59L44 58V56H46L44 59H46V58H48V59H50L49 57H51L50 55L52 54V56L54 57L53 58V60L55 59H57V61H59V59L58 58H60V59H62L61 61L62 62H66V65H64L63 67H59L58 66V64H56V62L54 61V62H52V60L50 59L49 61H48V59H46L47 60V65H50V67L51 68H53V67H59L57 70L55 69V68H53V70H52V72L53 73H57L56 75H59L60 74V71H62L61 73H62V76H65L66 75V78L65 77H62V76H60V78L58 79V82L57 83H59V85H61L62 83H60V80H62V81H67V79H68V82H69V78L70 79H72V82H70V84H66L65 82H63V88L61 87V86H59V87H61L60 89H58L57 90V92L56 91H54L55 92V96H54V99H55V97L61 102V103H64V102H66V101H68V97H69V93L70 94H72L73 95V93L75 92V94L73 95L74 97H75V95H77L78 96V101H77V104L75 105V104H73L72 103V106H73V108H70L72 111H73V115H71V116H73V119L72 120H74V124H75V126L76 127H73L74 125H72L71 123V125H69V127L71 126V129H73V131H74V133H71L70 132V128L68 129L69 130V132L67 133V129L66 128H64V124H62V122L63 121H61V124L63 125L62 127V129H60L61 127H59V126H61V125H59V126H56V127H54L53 126V130L55 129V128H58L57 130H54V131H56L57 132V134L55 133V135L58 137V138H56V136L55 137H53L51 134L52 133H54L53 132V130L50 132V129L48 130V128H47V130L46 131H44L45 129H44V127L46 126L45 124H44V126H43V124H42V122H39V119L37 118V107H36V104H37V100H38V98H37V95L38 96H40L39 94H41L42 95V93L41 92H39V94H38V91H37V88H38V83H40V81L41 80H39V78L42 76V75H39L40 77L38 78V74H43V76L42 77H44L45 79H46V74H49L50 73V75H51V71L50 72H46V71H49V68L48 67H46V65H45V62H44V60H39V62H38V60L37 59H39V58H37V56H38V53H40V51L38 52L37 51V47ZM114 46V45H113ZM147 46V45H146ZM184 46V45H183ZM51 47H52V49H51ZM76 47V46H75ZM87 47V46H86ZM85 47V48H86ZM95 47V45L93 46V49H95L94 48ZM115 47V46H114ZM77 48V47H76ZM88 48H90L91 49V47H88ZM88 48H87V50H88ZM116 48V49H117ZM180 48V47H179ZM66 49H67V47H66ZM74 49V48H73ZM106 49H108V48H106ZM115 49V50H116ZM51 50H53V52L55 51V52H58V50H59V52L58 53H60L59 55H56L55 54V52L54 53H51L52 51ZM86 50V49H85ZM78 51V50H77ZM88 51H90V50H88ZM107 51V50H106ZM61 52H62V54H61ZM81 52V51H80ZM79 52V55H81V53ZM95 52H98V50L96 49V51ZM149 52H151V51H149ZM253 52H254V50H253ZM44 53V55L42 56V54ZM73 53H74V51H73ZM76 53V52H75ZM103 53V52H102ZM100 54V55H103V54ZM107 53V55L105 56L106 57V61H108V63H112L113 64V60H112V62H109V61H111V58L108 56L109 54H108V52H106ZM118 53V52H117ZM117 53H116V55H117ZM161 53V52H160ZM92 54H94V52L92 53ZM92 54H91V57H95V56H92ZM114 54V53H113ZM62 55V56H61ZM74 55V54H73ZM83 55H84V53H83ZM82 55V56H83ZM112 55V54H111ZM146 55V54H145ZM40 56V55H39ZM70 56H72L71 54H70ZM87 56H88V54H87ZM113 56V55H112ZM118 56V55H117ZM143 56V55H142ZM147 56V55H146ZM61 57H63V58H61ZM89 57H90V55H89ZM88 57V58H89ZM103 57V56H102ZM158 57H160V56H158ZM162 57V56H161ZM250 57V56H249ZM253 58H255L256 56H252ZM52 58V57H51ZM87 58V57H86ZM108 58H110V59H108ZM142 58V57H141ZM151 58V57H150ZM68 60V62H67V60ZM96 59V58H95ZM98 59V58H97ZM108 59V60H107ZM117 59V58H116ZM160 59V58H159ZM159 59L157 60V63H159L160 64V61H162V60H160L159 61ZM252 59V58H251ZM257 59V58H256ZM84 60H86V59H84ZM99 60V59H98ZM240 60V59H239ZM250 60V59H249ZM249 60H247V61H249ZM61 61L59 62L60 64H61ZM240 61H243L242 59L240 60ZM239 61V64H241L240 65V69H242V70H240V71H246V68H244L243 66V62L241 63ZM254 61H255V59H254ZM257 61V60H256ZM42 62H44V67H46V68H44L43 67V65H42ZM86 62H87V60H86ZM85 62V63H86ZM96 62V61H95ZM105 62V61H104ZM104 62H102V63H104ZM55 64V66H54V64ZM106 63V62H105ZM104 63V64H105ZM115 63V62H114ZM163 63V62H162ZM36 64H38V65H36ZM63 64V63H62ZM80 64H81V66L83 67V68H87V69H85V71L87 70V72L84 74L83 72H84V70H81L80 69V74H81V71H83L82 72V75H78L79 74V70H77L79 67H81L80 66ZM104 64L102 65V67L104 66ZM111 64V65H112ZM159 64H158V67H159V69H158V67H156L158 70H156V71H159L160 72V74H158V77H163V78H160V85H158V90H156V94H157V91H158V93L160 94L161 92H162V90H161V92H160V89H159V87H161V89H163L164 87V85L166 86V88H168L167 86H168V84H167V82L169 81V79L168 80H166V78L167 77H169L171 74H173L174 76H177V74H179L178 73V71H175V72H177L176 74H174L173 73V70L174 69H176V66L175 67H170V68H172V70L171 71H169L170 69H166L165 68V70H163V66L161 65V66H159ZM261 64V63H260ZM40 65H41V68H42V70H44L45 71V73H44V71L41 73L40 71H39V68H40ZM106 65H107V63H106ZM110 65V64H109ZM113 65H115V64H113ZM148 65V64H147ZM37 66H39V68L37 67ZM61 66V65H60ZM108 66V65H107ZM152 66H154V65H152ZM173 66V65H172ZM239 66V65H238ZM238 66H236L235 67V69L237 70V68H238ZM81 67V68H82ZM90 67V68H89ZM109 67H114V66H108V69L107 70H109V71H111V68H109ZM165 67V66H164ZM44 68V69H43ZM48 68V70H46ZM82 68V69H83ZM152 68V67H151ZM154 68V67H153ZM155 68V69H156ZM162 68V69H161ZM89 69V70H88ZM100 69V70H99ZM41 70V69H40ZM93 70V69H92ZM153 70V69H152ZM162 70V71H161ZM178 70V69H177ZM38 71V72H37ZM66 71V72H65ZM89 71V72H88ZM94 71H96V68H95V70ZM104 71H105V69H104ZM164 71V72H163ZM167 71V72H166ZM235 71V70H234ZM242 72V74L243 75H248V74H246L245 72ZM255 73H256V71H255V69L253 70ZM64 72L66 73V74H64ZM93 72V71H92ZM170 72H172L171 74H170ZM236 72H238V74H239V70L238 71H235V73ZM247 72V71H246ZM73 73V75H71ZM156 73V72H155ZM234 73V75L236 76V74ZM245 73V74H244ZM69 74V75H68ZM76 74V75H75ZM163 74H165V75H163ZM44 75H46V76H44ZM61 75V74H60ZM71 75V76H70ZM89 75V76H88ZM94 75H97L96 73L94 74ZM115 75V74H114ZM121 75V74H120ZM167 75V76H166ZM68 76V77H67ZM70 76V77H69ZM83 76H85V77H83ZM86 76H88V78H89V80H92V81H89L88 79H87V77ZM97 76V77H98ZM107 76V78H104V77H106ZM123 76V75H122ZM174 76H172V77H174ZM255 76H257V77H255L254 79H257V78H259L258 77V75H257V73H256V75ZM52 77L53 78H55V76H53L52 75ZM52 77H51V79H52ZM59 77V76H58ZM57 77V78H58ZM71 77H73V78H71ZM150 77H151V75H150ZM237 77V76H236ZM235 77V78H236ZM242 77V76H241ZM48 78H50V76L48 77L47 76V80H46V82L48 81ZM63 78V79H62ZM80 78V79H79ZM109 78H111V80L109 79ZM164 78H165V81H167L164 85H163V83L165 82L164 81ZM169 78H171V76L169 77ZM175 78H177V77H175ZM174 78V79H175ZM245 78V77H244ZM50 79V80H51ZM84 79L85 80H87L88 81V86H86V90H85V81H84ZM94 79V80H93ZM109 79V80H108ZM115 79V78H114ZM158 79V78H157ZM237 79V78H236ZM246 79V78H245ZM44 80V79H43ZM49 80V81H50ZM52 80H54V81H52ZM51 81L52 82H55V80H57L56 78L55 79H52ZM74 80V81H73ZM104 80V81H103ZM106 80V81H105ZM113 80V81H112ZM126 80V79H125ZM177 80V79H176ZM39 81V82H38ZM48 81V82H49ZM50 81V82H51ZM71 81V80H70ZM95 81V82H94ZM108 81H110V83L108 82ZM117 81H118V79H117ZM155 81H156V79H155ZM236 81V80H235ZM248 81V83L250 82L249 80H247ZM257 81H258V79H257ZM42 82V81H41ZM91 82H94V84L92 85V83ZM98 83L99 85L98 86H100V87H97L96 85H95V83ZM112 82H114V83H112ZM146 82H147V84L148 83H152L153 81H152V79L151 78H147V80H146ZM157 82V81H156ZM159 82V81H158ZM161 82H162V84H161ZM260 81H258L257 83H259ZM44 83H45V81H44ZM73 83V84H72ZM96 83V84H97ZM107 83H109V84H112V85H110V86H108L109 84H107ZM170 84H171V82H169ZM175 83V82H174ZM174 83H172V84H174ZM177 83H178V81H177ZM53 84V83H52ZM52 84H51V86H52ZM56 84V83H55ZM72 84V85H71ZM169 84V85H170ZM41 85H43V84H41ZM45 85V84H44ZM47 85H48V83H46V85L44 86V87H47ZM50 85V84H49ZM56 85H58V84H56ZM55 85V86H56ZM71 86L70 88H74L75 89V91L73 92L72 90L73 89H70L68 86ZM91 87H90V86ZM149 85V84H148ZM249 85H250V87L249 88H251V84L249 83ZM73 86V87H72ZM97 87V89H96V87ZM121 86V87H120ZM124 86V87H123ZM174 86H175V84H174ZM242 86V85H241ZM260 86V85H259ZM41 87V86H40ZM88 87V88H87ZM244 87V86H243ZM253 87V86H252ZM51 88V87H50ZM53 89H54V87H52ZM52 88H51V94L53 93L54 94V92H52L53 90H52ZM68 88L72 91V92H69L68 94H67V91H68ZM90 88V89H89ZM119 88H117V89H119ZM127 88V87H126ZM171 88H172V85H171ZM45 89H47V88H45ZM49 89V88H48ZM47 89V90H48ZM90 91H89V90ZM117 89H114V91L113 92H111V94H110V98L112 97L111 95H115V97H113V99L115 100V99H118V98H121V96L119 97V94H121L122 93V89L120 90L119 89V91H121L120 93H118L117 92ZM256 89V88H255ZM67 90V91H66ZM127 90V89H126ZM126 90H124L125 92H126ZM173 90V89H172ZM253 90V88H251V91ZM49 91H50V89H49ZM85 91H87V94H86V92ZM98 91H99V93H98ZM103 91V92H102ZM106 91V92H105ZM128 91V90H127ZM85 92V93H84ZM108 92V93H107ZM130 92V91H129ZM169 92V91H168ZM170 92H172V91H170ZM254 92V91H253ZM114 93V94H113ZM116 93H118V94H116ZM128 93V92H127ZM126 93V94H127ZM131 93V92H130ZM130 93H128V94H130ZM45 94H48L47 93V91L44 93V95ZM99 94H100V96H99ZM125 94V95H126ZM43 95V96H44ZM105 95V96H104ZM161 95H162V93H161ZM47 98L49 97L48 95H45ZM45 96H44V98H45ZM71 96V95H70ZM76 96V97H77ZM99 96V97H98ZM109 96V95H108ZM107 96V97H108ZM131 96V95H130ZM157 96V95H156ZM163 96V95H162ZM164 96H166V95H164ZM249 96V95H248ZM254 96V95H253ZM42 96H40V98H41ZM50 97L51 98H53L52 97V95H50ZM117 97V98H116ZM251 97V96H250ZM50 98V99H51ZM132 98V97H131ZM136 98V97H135ZM155 97H153V98H151V99H154ZM157 99L159 98V96L158 97H156ZM161 98V97H160ZM163 98V97H162ZM162 98H161V100H160V102L159 103H163L165 100H162ZM171 98V97H170ZM169 98V99H170ZM241 98V97H240ZM57 99H56V101H57ZM129 99V98H128ZM127 99V100H128ZM164 99V98H163ZM251 99V98H250ZM41 100V99H40ZM45 100V101H44ZM44 100H42V101H39L38 103H40V102H42V103H40V104H42V105H39V110L41 109V107L44 105V104H46L47 106V109H50L51 107V105H53V102H51L50 103V101H48L47 102V100H46V98L44 99ZM111 100V99H110ZM136 100V101H135ZM155 100V99H154ZM159 100V99H158ZM171 100H172V98H171ZM183 100V99H182ZM182 100H180V102H182ZM243 100V99H242ZM245 100V99H244ZM51 101H53V100H51ZM99 101V102H100ZM130 101H132V100H130ZM134 101L137 103L138 102V100H137V98L136 99H134ZM151 101V100H150ZM162 101V102H161ZM239 101H240V99H239ZM254 101V100H253ZM257 101V100H256ZM46 102V103H45ZM72 102V101H71ZM102 101H101V103H103ZM124 102V101H123ZM133 102V101H132ZM132 102H129V105H130V107L131 106H135L136 105V107H137V109H140V108H142L141 107V105L138 103V105H140V106H138L137 104H135L134 102L132 103ZM156 102H157V100H156ZM167 102H168V100H167ZM180 102H179V106H181L182 107V105H180ZM237 102V101H236ZM258 102V101H257ZM50 104V105H48V104ZM54 103L55 104H57V102H55V100H54ZM66 103H68V102H66ZM80 103V104H79ZM108 103H110V105L108 104ZM122 103V102H121ZM154 103V101H152V103L151 104H153ZM155 104V103H154ZM163 104H166V103H163ZM169 104V103H168ZM170 104H171V102H170ZM259 104V103H258ZM70 105H71V103L69 104V107H70ZM74 105L76 106L75 108H76V110H75V108H74ZM160 105H162V104H160ZM184 105V104H183ZM41 106V107H40ZM55 106V105H54ZM114 107L115 109H111L112 107ZM118 106H119V108H118ZM133 106V107H134ZM145 106H146V103H145ZM157 106H158V103H157ZM163 106V105H162ZM162 106H160V107H162ZM186 106V105H185ZM247 106V105H246ZM44 107H45V105H44ZM44 107H43V109H44ZM49 107V108H48ZM53 107V106H52ZM59 107V106H58ZM144 107V106H143ZM168 107V106H167ZM105 108H109L108 110H107V112L106 111H104L105 110ZM125 108V107H124ZM129 108V107H128ZM163 110H162V112H164V110L166 111V108H165V106H163ZM235 108V109H234ZM242 107H240V109H241ZM251 108V107H250ZM43 109H41V111H43ZM46 108L44 109V111H43V113H42V115H44L45 116V110H47ZM53 109V108H52ZM58 109H61L60 107L58 108ZM79 109H82V110H84V111H87V113L85 112H83L82 110H81V116L79 115ZM160 109H162V108H160ZM169 109H170V106H169ZM236 109H238L237 107H235V106H233V110L235 111ZM56 110V109H55ZM62 110V109H61ZM63 110H65V112H67V110L63 107ZM77 110H78V112H77ZM115 110V111H114ZM122 110H124V109H122ZM126 110H127V108H126ZM143 110V109H142ZM47 111H49V110H47ZM56 111H58V110H56ZM55 111V112H56ZM72 111H70V112H72ZM112 111H113V113H112ZM119 111V110H118ZM125 111V110H124ZM133 111V110H132ZM138 111V110H137ZM144 111H145V108H144ZM167 111H169V110H167ZM176 111V110H175ZM177 111H179L180 112V109L179 110H177ZM176 111V112H177ZM252 111V110H251ZM64 112V113H65ZM69 112V111H68ZM67 112V113H68ZM77 112V114L81 117V118H79V116L78 115H76L77 117H75V113ZM47 113V112H46ZM67 113H65V114H67ZM88 113L89 114H91L92 115V118H93V116L96 118V119H94L96 122H98L99 123V130H100V133L98 134V130H96V129H93V127H94V124H93V127L92 126H90L92 123H93V120H92V118L90 117V116H88ZM114 113H115V115H114ZM132 113H134L133 114V116H131V117H134L135 116V118L137 117L136 115H137V112H136V109H135V112L133 111ZM135 113H136V115H135ZM144 114L145 115V117H146V119H148L147 118V110H146V113L145 112H141V110H140V114ZM50 114H51V111H50ZM62 114V113H61ZM61 114H59V115H61ZM84 115V117H83V115ZM139 114V115H140ZM142 114V115H143ZM161 114V113H160ZM174 114V113H173ZM179 114V113H178ZM238 114H240V113H238V111H237V113L235 114V112L233 113V117L234 116H236V119H237V121L238 120H240V116L238 115ZM68 115V114H67ZM128 115V114H127ZM143 115V116H144ZM156 115V114H155ZM163 115V114H162ZM171 115H172V113H171ZM179 115H181V114H179ZM47 117L46 118H48V116L49 115H46ZM55 117V116H54ZM68 117V116H67ZM75 117V118H74ZM86 117H89L91 120H92V123H91V121L89 120V118H86ZM105 117V118H104ZM110 117V116H109ZM140 117V116H139ZM152 117V116H151ZM242 117V116H241ZM46 118H44L43 119V121H46ZM52 117H49L48 119L49 120H52V121H50L49 123L52 125H54L55 124V121H57V120H55V118H52ZM87 119V121H89V123H87L86 124V120L85 119ZM235 118V117H234ZM81 119H83V120H81ZM128 119V118H127ZM133 120H131V118H130V121H131V123H132V121H134V118H132ZM137 119V118H136ZM161 119H162V116H161ZM242 119V118H241ZM48 120V121H49ZM55 120V121H54ZM80 120V121H79ZM85 120V121H84ZM141 120H143V121H141ZM149 120H150V117H149ZM83 123H82V122ZM95 121H94V123H95ZM102 121V122H101ZM108 121V122H109ZM122 121V122H121ZM139 121H141V122H145V125H144V123L143 124H139V123H141V122H139ZM241 121V120H240ZM39 122V123H38ZM54 122V123H53ZM150 122V121H149ZM243 122H244V119H243ZM40 123L42 124V126L40 125ZM48 123V124H49ZM85 123V124H84ZM98 123H97V125H98ZM135 123V124H134ZM241 123H242V121H241ZM240 123V124H241ZM89 124V126H87ZM110 124H111V122H110ZM130 124V123H129ZM137 124V125H136ZM139 124V125H138ZM149 124V123H148ZM243 124V123H242ZM38 125H40L41 126V128H40V126H38ZM58 125V124H57ZM68 125V124H67ZM96 125V126H97ZM112 125H114V124H112ZM112 125H110V127H115V130H116V124L114 125V126H112ZM136 125V126H135ZM244 125V124H243ZM37 126H38V128H37ZM83 126V127H82ZM100 126H103V127H101L100 128ZM141 126V127H140ZM147 126H148V128H152V129H150V132H151V130H154V131H152V133H150L149 134V132L147 133L146 131H144L145 129L147 130ZM150 126H151V122H150ZM245 126V125H244ZM47 127V126H46ZM73 127V128H72ZM135 127V128H134ZM138 127H140V128H138ZM143 127V128H142ZM246 127V126H245ZM42 128H43V131H42ZM95 128H97V127H95ZM107 128L109 129V127H108V125H107ZM37 129H39L38 131H40V129H41V133L44 135L45 134V136H41L40 134H39V132L37 131ZM60 129V130H59ZM105 130H106V128H104ZM108 129H107V131H108ZM126 129V130H127ZM135 129V130H134ZM143 129V130H142ZM157 129V128H156ZM59 130V131H58ZM66 130V131H65ZM78 130V131H77ZM110 130H112V129H110ZM117 130H116V133H118L117 132ZM134 130V131H133ZM47 131H49L48 133H46ZM72 131V130H71ZM106 131V132H107ZM141 133H140V132ZM144 131V132H143ZM149 131V130H148ZM43 132H45V133H43ZM78 132V133H77ZM105 132V131H104ZM103 132V133H104ZM105 132V133H106ZM50 133V134H49ZM76 133L77 134H79V136L80 135H82V136H78L79 138V140L77 139V137H75V135H76ZM108 133H109V131H108ZM110 133H111V131H110ZM112 133L115 135L114 137H116L115 139H117L118 138V136H117V134L116 133H114L113 131H112ZM130 133V134H129ZM46 134H47V136H46ZM48 134H49V137H53V138H49L50 139V143L52 142V147L50 146L51 144H49V139H47L48 138ZM129 134V135H128ZM142 134V135H141ZM146 134H149V135H146ZM154 134H156L155 132L152 134V136H154ZM51 135V136H50ZM119 135V134H118ZM121 135V136H122ZM111 136H112V134H111ZM126 136H124L126 139H127V137ZM138 136H139V138L142 136V138L141 139H138ZM45 139H44V138ZM81 137H83L82 138V140H81ZM85 137V138H84ZM98 137H100V138H98ZM54 138H56L58 141H59V139L61 140V142H62V140H63V145L64 146H62V147H59L58 145H60L59 143L58 144H53L54 142H56L57 143V141L54 139ZM70 140H69V139ZM88 138V142L90 141L91 143L90 144H88V146H87V143H81V144H83V145H81L80 144V141L82 142V141H84V142H86L85 140H83V139H87ZM103 138V137H102ZM137 138V139H136ZM47 139V140H46ZM107 139V138H106ZM114 139V140H115ZM125 139V140H126ZM149 139V138H148ZM151 139V138H150ZM149 139V140H150ZM152 139H154V137L152 138ZM53 140V141H52ZM109 140H110V135H109ZM108 140V141H109ZM119 140H120V136H119ZM122 140V139H121ZM137 140V141H136ZM145 140V139H144ZM143 140V141H144ZM127 142V141H126ZM129 142V143H130ZM48 143V144H47ZM92 143V144H93ZM131 145H133L132 143H130ZM85 145L87 146V147H85ZM89 145H91V146H89ZM130 145V146H131ZM85 147V148H87L86 150H88V147H90L91 148V150H90V148H89V156L91 157V156H93L94 157V159L96 160L95 162H94V159L92 160V158L93 157H91V160H90V162L89 161H87V163H86V161H85V155H84V152H86L85 154L87 155V151L85 150H83V148L82 147ZM97 146V145H96ZM59 147V148H58ZM64 147V148H63ZM133 146H131V148H132ZM56 148V149H55ZM60 148H63V149H60ZM97 148H98V146H97ZM93 149L95 150L96 148L94 147V144H93ZM54 150H58L57 152L56 151H54ZM62 150V152H60ZM92 151L93 153L94 152H97V151ZM53 151L55 152V153H58L59 154V157H60V155H62L60 158L58 157V156H56V157H58V158H56V157H54V153H53ZM63 151H65V152H67V153H65V154H68V158H69V160H72L73 159V161H71L72 163L68 166L64 161L66 160L65 158H67V157H64L65 156V154L63 153ZM62 153V154H61ZM90 153L92 154V155H90ZM107 153V152H106ZM97 154H100V152L99 153H97ZM64 155V156H63ZM80 157H82L81 159H82V161L81 160H79L78 158H80ZM90 157H88V158H90ZM55 158H56V160H55ZM61 158H64V159H61ZM87 158V157H86ZM61 159V160H60ZM106 159H107V157H106ZM64 160V161H63ZM68 160V159H67ZM75 160V161H74ZM101 160V159H100ZM84 162V163H83ZM86 163V164H85ZM106 163V162H105ZM130 163H131V160H130ZM104 164V163H103ZM103 164H101L102 166H104ZM106 164H108V163H106ZM109 165V164H108ZM107 166V165H106ZM106 166H104L105 168H107V170H108V172H109V169H108V167H106ZM100 168H101V166H100ZM101 172H103L102 170H100ZM202 172V171H201ZM98 173L100 174V175H98ZM110 173V172H109ZM206 173V172H205ZM203 174V173H202ZM105 175V174H104ZM103 176V178H102V180H101V177ZM107 176H108V174H107ZM99 178V179H98ZM105 178V179H104ZM101 180V181H100ZM202 180H203V178H202ZM102 181H104V183L102 182ZM204 181V180H203ZM202 181V182H203ZM99 182V183H98ZM108 182V181H107ZM111 182V181H110ZM112 183V182H111ZM105 184V185H104ZM108 185L109 186H111L110 184H109V182H108ZM102 186V185H101ZM211 187V186H210ZM101 188H103V187H101ZM108 188V187H107ZM110 188V187H109ZM109 188H108V190H109ZM209 188V187H208ZM105 189H106V187H105ZM104 189V190H105ZM203 189L206 191V189H207V187L206 188H204L203 187ZM209 189H211V188H209ZM209 189L206 191V192H208L209 191ZM102 190V189H101ZM103 191V190H102ZM204 191V195H205V197H207L208 195L209 196H213L214 195V193L210 190V194H211V192H212V194L210 195L209 193H206ZM98 193H99V196H98ZM128 192H126V194H127ZM103 194V195H102ZM107 195V194H106ZM105 195V196H106ZM128 198V197H127ZM132 198H133V196H132ZM210 198V197H209ZM98 199H100V200H98ZM130 200H131V198H130ZM130 200H128L129 202H131V201H133V199L130 201ZM209 200V199H208ZM211 200V199H210ZM108 202H114L113 201V199L112 200H107ZM127 201V200H126ZM202 201H204V200H202ZM107 202V203H108ZM111 202V203H112ZM134 202V201H133ZM105 203V202H104ZM117 203V204H116ZM127 202H124V201H122V203L121 204H123V205H121L120 204V207L122 208V206H127V205H125ZM139 203V202H138ZM141 203H142V201H141ZM101 204V203H100ZM103 204V203H102ZM132 204V203H131ZM134 204V203H133ZM133 204H132V206H133ZM146 204V203H145ZM112 205V206H111ZM117 205V206H118ZM99 206V207H98ZM104 206H105V208H107V209H105L104 208ZM111 206V207H110ZM137 206H138V204H137ZM136 205H134V207L136 208L137 207ZM199 206V205H198ZM204 206V205H203ZM127 207H129V205L127 206ZM133 207V208H134ZM200 207V206H199ZM206 207V206H205ZM119 208V207H118ZM124 208V207H123ZM144 208H146V207H144ZM103 209H105V210H103ZM115 209V210H114ZM125 209H126V207H125ZM127 209H130V208H127ZM126 209V210H127ZM102 210V211H101ZM125 210V211H126ZM131 210V209H130ZM117 211V210H116ZM127 212V211H126ZM128 212H129V210H128ZM127 212V213H128ZM129 214V213H128ZM116 215H118L117 213H116ZM115 215V216H116ZM121 215V214H120ZM130 217V216H129ZM105 218V219H104ZM109 218H113V220H112V229L111 228H109L110 226V224H111V221L109 220ZM131 218V217H130ZM129 218V219H130ZM263 218V217H262ZM106 221V220H109L110 221V223H109V221H108V223L105 225L104 224V226H105V228H102V225H103V223L105 222L104 220ZM122 219H124V218H122ZM126 219V218H125ZM264 219V218H263ZM119 220H121V218L119 219ZM118 220V221H119ZM129 221V220H128ZM130 221H131V219H130ZM263 221V220H262ZM107 222V221H106ZM264 222V221H263ZM119 223H120V221H119ZM130 224H133L132 223V221L131 222H129ZM262 223V222H261ZM141 224V223H140ZM108 225V226H107ZM135 224H133V226H134ZM263 225H264V223H263ZM119 226V225H118ZM262 226V225H261ZM108 227V228H107ZM115 228H116V225H115ZM102 229H105L107 232H108V230H109V233H107L106 234V232L104 233V232H102ZM108 229V230H107ZM111 229V230H110ZM132 229H134L135 230V232L132 234V231L131 230ZM145 229V230H144ZM116 229H114V231H115ZM102 233V235H100L101 233ZM131 232V233H130ZM145 233V234H146ZM150 232H148V234H147V236H146V238L148 239L149 237H150V235L151 234H149ZM103 234H106V238H104V236L105 235H103ZM111 236H110V235ZM131 234V235H130ZM137 234V233H136ZM148 235H149V237H148ZM103 237V241H106V244H104V246L107 248V250H105L104 251V249H105V247L102 249V247L100 248L99 246H103V245H99V243H100V241H102V240H100L101 238L100 237ZM139 236H141V235H139ZM108 237V238H107ZM138 237V236H137ZM253 237V236H252ZM259 237V238H258ZM256 238V237H255ZM257 238H258V245H261L260 247H262V249H260V251L261 250H263V248H264V231H262L258 236H257ZM107 239V240H106ZM109 239V240H108ZM145 239V238H144ZM143 239V240H144ZM138 242H137V241ZM154 241V240H153ZM252 241H253V239H252ZM146 242V241H145ZM251 242V241H250ZM102 243V242H101ZM254 243V242H253ZM139 244H141V245H139ZM143 245V246H142ZM148 245V244H147ZM146 248H148V249H146ZM249 248V247H248ZM258 248V247H257ZM254 249H256V248H254ZM217 250V249H216ZM248 250V249H247ZM257 250V249H256ZM259 250V249H258ZM220 251V250H219ZM227 252V251H226ZM261 253V252H260ZM256 255V254H255ZM262 255V256H261ZM260 256L261 257H263V253L261 254ZM225 256V255H224ZM228 258V257H227ZM226 258V260H228ZM255 258V257H254ZM253 258V259H254ZM223 259H224V257H223ZM225 260V259H224ZM262 260V259H261ZM229 261V260H228ZM252 261V260H251ZM263 262H264V260H262ZM263 262H260V263H263ZM259 263V264H260Z\"/></svg>",
  "mask_w": 264,
  "mask_h": 264
},
{
  "label": "crops",
  "instance_id": "3",
  "mask_svg": "<svg viewBox=\"0 0 264 264\" xmlns=\"http://www.w3.org/2000/svg\"><path fill=\"white\" fill-rule=\"evenodd\" d=\"M122 71L126 74L128 79L130 80V84L136 89L137 93H144L147 87H150L152 85V83H148L149 84L148 85L146 82L147 80L146 75H149L150 73L146 69H142L141 67L134 65V63L130 61L124 62ZM139 72H142V74H139ZM206 79L209 80V76H207ZM141 87L146 88V89L140 90ZM205 98L203 100H205ZM152 101L154 100L147 98L146 94L141 99L142 105L146 108L148 112L152 111V109L150 108ZM145 103H146V106H145Z\"/></svg>",
  "mask_w": 264,
  "mask_h": 264
}]
</instances>
